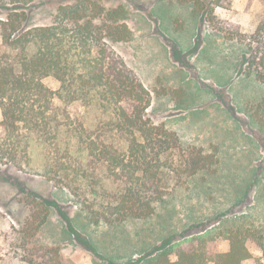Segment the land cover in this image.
Segmentation results:
<instances>
[{
	"label": "rangeland",
	"instance_id": "1",
	"mask_svg": "<svg viewBox=\"0 0 264 264\" xmlns=\"http://www.w3.org/2000/svg\"><path fill=\"white\" fill-rule=\"evenodd\" d=\"M76 1L34 0L23 6L24 26L47 25L58 6ZM84 1L124 10L130 38L112 46L149 91V118L183 145L213 153L216 165L182 179L146 219L95 224L62 183L0 162V264H152L167 245L175 261L176 243L205 229L243 226L264 237V118L256 108L264 85L242 66L264 0H223L214 15L228 24L218 29L170 0ZM43 82L58 89L51 77ZM228 249L221 237L219 250Z\"/></svg>",
	"mask_w": 264,
	"mask_h": 264
},
{
	"label": "trees",
	"instance_id": "2",
	"mask_svg": "<svg viewBox=\"0 0 264 264\" xmlns=\"http://www.w3.org/2000/svg\"><path fill=\"white\" fill-rule=\"evenodd\" d=\"M33 1L0 0V162L62 183L95 224L146 219L182 179L216 165L213 153L183 145L149 118V91L112 46L130 38L121 7L77 0L58 6L47 25L24 26L23 6ZM170 1L214 28L228 24L214 15L223 0ZM245 39L243 73L264 85V15ZM256 108L264 118V99ZM201 232L176 243L175 261L167 245L152 264H264L257 231ZM221 237L227 252L219 250Z\"/></svg>",
	"mask_w": 264,
	"mask_h": 264
},
{
	"label": "crops",
	"instance_id": "3",
	"mask_svg": "<svg viewBox=\"0 0 264 264\" xmlns=\"http://www.w3.org/2000/svg\"><path fill=\"white\" fill-rule=\"evenodd\" d=\"M0 43H1V38H0ZM48 78V77H47ZM0 120H1V112H0Z\"/></svg>",
	"mask_w": 264,
	"mask_h": 264
}]
</instances>
